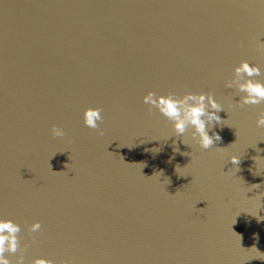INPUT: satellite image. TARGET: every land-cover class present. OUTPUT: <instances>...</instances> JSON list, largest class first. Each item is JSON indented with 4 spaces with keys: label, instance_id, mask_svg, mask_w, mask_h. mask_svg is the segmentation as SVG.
Here are the masks:
<instances>
[{
    "label": "water",
    "instance_id": "obj_1",
    "mask_svg": "<svg viewBox=\"0 0 264 264\" xmlns=\"http://www.w3.org/2000/svg\"><path fill=\"white\" fill-rule=\"evenodd\" d=\"M258 40L264 0H0V218L24 264H264V104L226 86L264 73ZM149 91L214 94L221 140L174 136Z\"/></svg>",
    "mask_w": 264,
    "mask_h": 264
},
{
    "label": "clouds",
    "instance_id": "obj_2",
    "mask_svg": "<svg viewBox=\"0 0 264 264\" xmlns=\"http://www.w3.org/2000/svg\"><path fill=\"white\" fill-rule=\"evenodd\" d=\"M257 51L264 54V41L258 40L256 44ZM261 67L252 64L248 60H242L234 69V76L227 82L228 88L237 89L240 96L238 103L242 105H260L264 104V80L256 79L261 76ZM143 102L149 106V111L157 109L164 117L173 122L174 136L183 137L189 127L193 129L192 137L202 149H209L217 141L221 140L218 132L209 134L210 130L216 124H221L222 118L219 112L223 109L220 102L217 101L212 93L186 92L182 96L176 93L157 95L154 91H149L144 97ZM84 124L90 129L99 130V134H104L100 128V123L104 117L99 107H88L84 110ZM257 126L264 128V111L257 119ZM53 137H65L66 131L59 125H53L51 128ZM157 151V149H153ZM187 153H185L186 155ZM230 160L233 165H238L240 158L232 155ZM41 222L35 221L29 226L31 233L41 230ZM21 225L13 219L0 218V264H12L7 253L16 254L20 252L16 264H24V252L27 251V245L21 246L20 233ZM255 247V246H253ZM264 259V257H256ZM32 264H56L52 259L38 256ZM61 264H69V261H61Z\"/></svg>",
    "mask_w": 264,
    "mask_h": 264
}]
</instances>
